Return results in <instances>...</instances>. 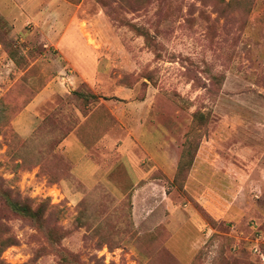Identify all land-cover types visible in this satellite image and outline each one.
I'll list each match as a JSON object with an SVG mask.
<instances>
[{
  "label": "rangeland",
  "instance_id": "374dc122",
  "mask_svg": "<svg viewBox=\"0 0 264 264\" xmlns=\"http://www.w3.org/2000/svg\"><path fill=\"white\" fill-rule=\"evenodd\" d=\"M61 36L94 51L98 96L144 101L145 128L177 148V184L161 176L178 206L171 217L156 208L148 226L130 194L117 202L102 189L54 185L67 166L47 125L19 147L12 121L55 75ZM31 40L47 43L33 45L38 61L21 74L8 52L14 59ZM65 101L56 96L45 112L69 115ZM0 177L14 197L44 207L36 228L0 199V239L15 241L1 264H264V0H0Z\"/></svg>",
  "mask_w": 264,
  "mask_h": 264
},
{
  "label": "crops",
  "instance_id": "0c3cea01",
  "mask_svg": "<svg viewBox=\"0 0 264 264\" xmlns=\"http://www.w3.org/2000/svg\"><path fill=\"white\" fill-rule=\"evenodd\" d=\"M37 43L47 42L28 41L23 54L14 57L23 68L18 65L17 67L10 59L9 65L12 64L21 74H25L38 61L30 55L33 45ZM52 44L56 49H60V54L53 58L51 63L55 75L38 90L12 121L17 141H23L32 134L48 114L45 108L56 96L66 98L82 83L97 94L95 80L101 69L90 46L84 43L82 38L71 36H61ZM4 55L7 59L8 56ZM25 59L30 65H25ZM123 99L117 92L109 100L102 97L88 102H82L79 98L72 99V108L78 122L58 146L67 166V173L60 176L54 185L63 188L78 186L102 189L117 202L130 194L135 219H138V213H141L142 219L151 226L154 220L152 212L156 208L158 213L163 214L169 210L170 217L177 212L178 206L171 201L174 192L168 193L161 176L173 180L178 164V152L177 148L174 151L167 149L168 144L163 141L162 134H151L149 127L145 128L150 111L145 113L144 101L136 105L128 99L123 102ZM136 106H142L141 115L138 117L142 124L137 131L132 128L136 119ZM98 124L106 125L99 128L96 126ZM74 196L83 195L79 193ZM188 219L186 217L184 222ZM198 220L200 221L199 218ZM175 225L181 227L179 223ZM194 226H197V230L205 229L202 222H197ZM207 231L211 232L212 229L207 228ZM198 235L199 238H195L190 244L189 252L201 245L202 234Z\"/></svg>",
  "mask_w": 264,
  "mask_h": 264
},
{
  "label": "trees",
  "instance_id": "16d2710c",
  "mask_svg": "<svg viewBox=\"0 0 264 264\" xmlns=\"http://www.w3.org/2000/svg\"><path fill=\"white\" fill-rule=\"evenodd\" d=\"M8 56L16 64L11 52H8ZM99 97L100 96L94 94L85 83H82L76 90L72 91L70 95H68L65 98L66 100L65 103L68 104V106L72 107L73 98H79L82 99V102H88L91 100H95ZM70 107L69 110L71 113L69 115L68 113H65L66 108H64V113H63V110H61L60 107H56L51 113L47 114L40 122V124L37 126V128L32 132V134L27 139L21 141V145L19 147H22L23 144L27 143L28 140L31 139V137L35 136V134L39 131V128L42 125H47V127H51L52 130L54 131V133L52 134H56V133L60 134L58 137H55L56 139H55L54 147L57 149V147L62 142V140L74 129V127L78 122L77 117L74 114V111L71 110ZM55 110L61 112L57 113ZM70 116L73 117L76 121L75 120L71 121V119H69ZM192 118L193 121H196L200 125H204L206 122V117L202 115L199 111L193 113ZM62 129H64V131L60 133V130ZM193 157H194V153L192 154L191 159L187 163V168L190 167ZM181 169H182V164L179 162L176 169V175L172 181V183L175 185L177 184ZM3 185H4V181L0 177V199L2 204L6 205L13 215H15L16 217L22 220L29 222L33 227L38 228L40 226L41 221L43 220L44 207L42 205H37L36 207H33L31 206L29 201L21 200L19 197H14L12 195V191L10 189H5ZM4 234H7V232H4ZM12 245H15V241L10 236L6 235L4 239H0V255L5 248Z\"/></svg>",
  "mask_w": 264,
  "mask_h": 264
}]
</instances>
